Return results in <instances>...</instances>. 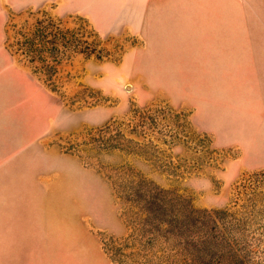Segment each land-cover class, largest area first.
Returning a JSON list of instances; mask_svg holds the SVG:
<instances>
[{
    "label": "rangeland",
    "instance_id": "374dc122",
    "mask_svg": "<svg viewBox=\"0 0 264 264\" xmlns=\"http://www.w3.org/2000/svg\"><path fill=\"white\" fill-rule=\"evenodd\" d=\"M0 264H264V0H0Z\"/></svg>",
    "mask_w": 264,
    "mask_h": 264
}]
</instances>
